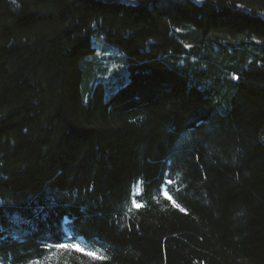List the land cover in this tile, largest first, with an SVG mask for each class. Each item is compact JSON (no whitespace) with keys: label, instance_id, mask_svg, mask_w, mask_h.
Wrapping results in <instances>:
<instances>
[{"label":"trees","instance_id":"trees-1","mask_svg":"<svg viewBox=\"0 0 264 264\" xmlns=\"http://www.w3.org/2000/svg\"><path fill=\"white\" fill-rule=\"evenodd\" d=\"M0 264H264V0H0Z\"/></svg>","mask_w":264,"mask_h":264},{"label":"rangeland","instance_id":"rangeland-1","mask_svg":"<svg viewBox=\"0 0 264 264\" xmlns=\"http://www.w3.org/2000/svg\"><path fill=\"white\" fill-rule=\"evenodd\" d=\"M94 48L95 66L91 76L86 81V89L89 91L97 84L104 86V95L107 98L117 89L124 80L126 69L123 68L122 52L113 46H107L102 40L91 39ZM122 80V81H121ZM83 101L86 97L83 94ZM76 249L86 251L81 243L73 245Z\"/></svg>","mask_w":264,"mask_h":264},{"label":"clouds","instance_id":"clouds-1","mask_svg":"<svg viewBox=\"0 0 264 264\" xmlns=\"http://www.w3.org/2000/svg\"><path fill=\"white\" fill-rule=\"evenodd\" d=\"M193 140H194L193 131H191V130L186 131L185 133H183L181 135V137L177 141V146L180 148L189 149L193 143ZM236 152L238 153L239 149H237ZM238 163H239L238 156L236 154H233V156L231 158V164L236 165ZM244 215H245L244 210H240L237 213V216H239V217H243Z\"/></svg>","mask_w":264,"mask_h":264},{"label":"snow or ice","instance_id":"snow-or-ice-1","mask_svg":"<svg viewBox=\"0 0 264 264\" xmlns=\"http://www.w3.org/2000/svg\"><path fill=\"white\" fill-rule=\"evenodd\" d=\"M137 207H139V205H137Z\"/></svg>","mask_w":264,"mask_h":264}]
</instances>
